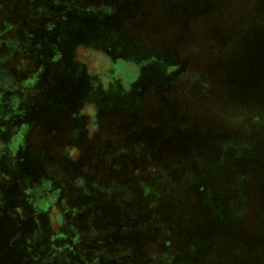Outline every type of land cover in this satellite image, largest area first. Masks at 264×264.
I'll use <instances>...</instances> for the list:
<instances>
[{"label":"rangeland","instance_id":"374dc122","mask_svg":"<svg viewBox=\"0 0 264 264\" xmlns=\"http://www.w3.org/2000/svg\"><path fill=\"white\" fill-rule=\"evenodd\" d=\"M251 4L0 0V264H264Z\"/></svg>","mask_w":264,"mask_h":264},{"label":"crops","instance_id":"0c3cea01","mask_svg":"<svg viewBox=\"0 0 264 264\" xmlns=\"http://www.w3.org/2000/svg\"><path fill=\"white\" fill-rule=\"evenodd\" d=\"M253 2V5L251 4V8L249 10H245V11H242L240 12V17L236 18L234 15H232L231 17V22H230V28H228V24L224 23V27H223V24L221 26V31L218 32L217 34H215L216 37H218L219 35L221 34H224L225 31H229V30H232L234 32H240L239 34L243 35L245 32L249 31V27L251 25V22H253V20H255V17H256V13H255V9H256V0H252ZM259 3H262V6L264 5V0H259ZM233 14L235 13L234 11L232 12ZM236 14V13H235ZM190 39L187 40V43L189 45H194L195 44V41H196V38L194 37V35H190ZM188 52H189V49H188ZM190 53V52H189ZM185 55V54H184ZM188 53L187 55L185 56L184 58V62L180 63V65H187L188 64ZM181 61V59H180Z\"/></svg>","mask_w":264,"mask_h":264},{"label":"trees","instance_id":"16d2710c","mask_svg":"<svg viewBox=\"0 0 264 264\" xmlns=\"http://www.w3.org/2000/svg\"><path fill=\"white\" fill-rule=\"evenodd\" d=\"M27 224H28V222H27ZM23 226H25L24 224H23ZM22 232L23 233H21L20 234V232L19 233H17V236H19L18 238V240L17 241H19L20 239V244H22V246L23 247H25L26 248V250L23 248V251L25 252V253H29L30 251L29 250H31V247L33 246L32 244H34L36 241H33V239H30V241H26L25 240V237H27V236H29L30 234H28V232H27V228L26 227H24L23 229H22ZM37 233V232H36ZM37 237H39V234L37 233V234H35ZM17 241H15V243L16 244H18L19 245V243L17 242ZM21 246V245H20ZM29 251V252H28ZM38 255L39 256H41L40 255V253L38 252ZM29 259V258H28Z\"/></svg>","mask_w":264,"mask_h":264}]
</instances>
